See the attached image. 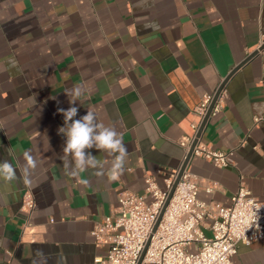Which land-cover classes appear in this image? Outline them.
<instances>
[{
  "label": "crops",
  "instance_id": "0c3cea01",
  "mask_svg": "<svg viewBox=\"0 0 264 264\" xmlns=\"http://www.w3.org/2000/svg\"><path fill=\"white\" fill-rule=\"evenodd\" d=\"M263 45L264 0H0V160L18 177L0 181V264H95L108 250L96 224L118 216L123 192L144 195L148 176L164 189L158 172L179 169L178 142L193 134L203 98ZM76 86L71 104L65 91ZM224 90L200 145L232 152V165L192 159L191 172L216 188L199 199L230 206L244 182L264 202V50ZM72 106L74 119L90 110L121 134L118 180L108 179L114 157L95 149L103 176L69 174L58 109ZM25 152L37 161L27 184ZM233 262L264 264V241L241 245Z\"/></svg>",
  "mask_w": 264,
  "mask_h": 264
},
{
  "label": "built area",
  "instance_id": "2783aa9c",
  "mask_svg": "<svg viewBox=\"0 0 264 264\" xmlns=\"http://www.w3.org/2000/svg\"><path fill=\"white\" fill-rule=\"evenodd\" d=\"M215 95L203 98L195 111L198 121L191 125L193 134L178 142L184 151L179 169L158 172L164 189L157 177L148 176L144 195L123 192L118 216L105 217L96 224L91 234L98 247L108 250L96 257L95 264H234L241 245L264 241V202L254 198L244 182L230 206L199 199L201 191L213 194L216 188L203 185L191 172L192 159L201 158L217 168L232 165V152L201 146L200 139L194 146ZM225 97L223 89L211 117L221 113ZM34 208L35 201L28 193L23 209L30 213Z\"/></svg>",
  "mask_w": 264,
  "mask_h": 264
},
{
  "label": "clouds",
  "instance_id": "9594fccd",
  "mask_svg": "<svg viewBox=\"0 0 264 264\" xmlns=\"http://www.w3.org/2000/svg\"><path fill=\"white\" fill-rule=\"evenodd\" d=\"M70 98V103L75 104L77 98L81 95V88L76 86L65 91ZM58 112L64 117V126L59 128V133L66 138L63 146V156L65 167L69 169L72 177H80L82 173L89 169H94L97 177L104 175V165L92 154V149L107 153L113 156L111 168L108 175L110 181H116L123 174L124 166L128 156L127 145L119 132L113 127L105 126L99 123L95 114L88 110L85 115L79 119L77 117L78 108L75 106L68 109L60 108ZM24 183H30L31 171L37 167L36 159L29 152L24 153ZM17 170L9 160H0V181L11 184L16 181ZM82 184H87L86 179L79 180Z\"/></svg>",
  "mask_w": 264,
  "mask_h": 264
},
{
  "label": "water",
  "instance_id": "95a60500",
  "mask_svg": "<svg viewBox=\"0 0 264 264\" xmlns=\"http://www.w3.org/2000/svg\"><path fill=\"white\" fill-rule=\"evenodd\" d=\"M264 50V45L262 46V47H260V49L257 51V52H255V53H253L252 55H250L241 65H239L228 77H227V79L224 81V83L220 86V88L218 89V91H217V93H216V95H215V98H214V100H213V102H212V104H211V106H210V109H209V111H208V113H207V115H206V117H205V119H204V121H203V123H202V125H201V128H200V130H199V132H198V134H197V137H196V141L194 142V146L198 143V141H199V139H201V137H202V135H203V133H204V130H205V128H206V126H207V124H208V122H209V119L211 118V115H212V111H213V108H214V106H215V104H216V102H217V100H218V98H219V96H220V94H221V92L223 91V89L225 88V85H226V83H227V81L231 78V76L235 73V72H237L242 66H244L247 62H249L251 59H253L254 57H256L260 52H262ZM189 160H191V155L188 157V159H187V161H186V163H185V165H184V168H183V170H182V172L184 171V169H185V167H186V165H187V163L189 162ZM182 172H181V174H180V176H179V179H180V177H181V175H182ZM179 179H178V181H179ZM178 181L176 182V184L178 183ZM171 195H172V193H171ZM171 195H170V198H171Z\"/></svg>",
  "mask_w": 264,
  "mask_h": 264
},
{
  "label": "rangeland",
  "instance_id": "374dc122",
  "mask_svg": "<svg viewBox=\"0 0 264 264\" xmlns=\"http://www.w3.org/2000/svg\"><path fill=\"white\" fill-rule=\"evenodd\" d=\"M206 235H207L208 237H211V236H212V233H211V232H206Z\"/></svg>",
  "mask_w": 264,
  "mask_h": 264
}]
</instances>
